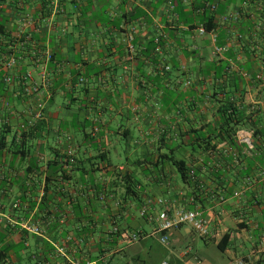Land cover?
Instances as JSON below:
<instances>
[{
    "label": "crops",
    "instance_id": "obj_1",
    "mask_svg": "<svg viewBox=\"0 0 264 264\" xmlns=\"http://www.w3.org/2000/svg\"><path fill=\"white\" fill-rule=\"evenodd\" d=\"M60 5L62 13L46 0H0L7 38H32L14 42L23 56L13 68L6 61L0 66L11 76L9 82L0 77V264H148L138 251L124 250L141 239L120 243L117 249L123 250L114 254L105 236L114 219L130 231L151 232L155 222L138 212L145 205L154 216L158 198L198 211L209 231L201 236L186 224L170 237L195 231L206 247L209 242L218 247L228 234L219 248L223 264L240 257L264 264V0H60ZM158 37L163 45L156 44ZM219 60L231 71L216 80L218 90L236 91L238 103L251 113L249 126L259 130L243 128L232 143L217 142L222 153L207 165L231 156L229 167L220 165L224 173L218 178L209 175L212 168L200 167L197 182L204 190H193L181 184L166 158H157L189 155L188 139L195 137L189 128L215 138L204 126L216 119L212 104L199 98L214 75H205V64ZM164 63L165 85L180 73L193 83L195 95L187 93L179 103L182 116L164 105L157 86L161 79L155 74ZM246 166L249 173L240 177ZM186 251L178 255L181 264H220Z\"/></svg>",
    "mask_w": 264,
    "mask_h": 264
},
{
    "label": "trees",
    "instance_id": "obj_2",
    "mask_svg": "<svg viewBox=\"0 0 264 264\" xmlns=\"http://www.w3.org/2000/svg\"><path fill=\"white\" fill-rule=\"evenodd\" d=\"M207 20L208 22L205 24V29L209 31L212 28V24L210 26V24L208 25V23L212 21V18H209ZM27 36L29 37L27 38ZM31 39L32 38L30 35H21L18 37H8L7 38V35L3 31V26L0 24V66H2L5 61L7 62L9 55H12L13 57H15L16 64H17L18 56L22 57L23 53L21 50L19 51L17 50V48L14 46V42L23 43ZM160 40L161 39L158 37V40L156 41L157 45L159 44L163 45V43H161ZM154 48H155V45L151 44V46L147 47L146 49L151 51ZM6 56H7V60L5 59ZM164 65L165 63L161 67L162 71L159 72V70H157V73L155 74L157 77L156 79H161L160 85H157V86L163 92L162 97L164 98L163 99L164 105L169 107V109H173L174 111L177 112V114L182 116L185 114V108L181 107L179 103L183 100V97H185L187 93H191L195 95V91H193L194 90L193 83L190 79L191 81L190 84L188 86H185L184 81L189 78L182 79L183 73H180L176 76V80H173V81L170 80L169 84L165 85L164 79L166 80L168 78L169 69L165 71ZM174 66L178 67L175 64ZM205 68L209 71V72H205L206 73L205 75H210V71H213L214 75L212 76L211 87L210 88L208 87L206 93L200 92L199 101H203V99L206 98L208 102L212 104L210 109H211L212 115L215 116L216 119L212 123L204 124V126H205L206 131H208L207 133L209 135L215 136V138L210 137V136L201 137V135L197 134L196 129L189 128L190 132L192 131L195 133L194 138L192 137L188 139L189 145L192 150L189 155L184 156L182 158H176V156L173 153L172 154L164 153L158 156L157 158L158 160L159 159L161 160L162 158V161L164 158H166L167 161L173 165L181 184L185 186H191L193 190H195L196 188L198 189L200 188L204 190V188H202L201 186H198V182H197L198 180L197 178L199 174H201L200 167L212 168L211 170H209V172L211 173L209 175H213L215 178H218L220 175L224 173V170L223 171L220 170V165L226 167L232 160L231 156H226V157L221 156V159H222L221 164L219 165L213 164L214 166L207 165V163L211 161L212 157H215V158H217L218 156L220 157L221 154L219 155L218 152L222 153L216 147L217 142L226 141V142L232 143L234 141V136H236L237 132L243 128L252 127L255 133L259 130L256 128L255 124H250L249 126V122H250L249 119L251 117V113L247 112V108L244 104L238 103V101L240 100L239 99L240 96H236L235 94L236 91L231 90V89L225 90L224 88L218 90V88L220 87L217 86L216 80L223 79V77L228 72L231 71L230 65L228 64V62L219 60V61H214L211 63H206ZM0 74H1L0 77L2 78L6 75H10V74H7L6 71L5 72L1 71ZM139 83L142 86L147 85L146 79L139 80ZM177 88L181 90H179L178 92L176 90ZM203 94H205V96ZM196 100H197V97L196 99H194L193 103H195ZM193 103H190L189 106L199 111V106H195V104ZM198 149H200V152L197 151ZM201 152H203L204 155L203 154L201 155ZM198 160L200 161L199 162L200 166H195L194 163L197 162ZM247 167L248 166H246L243 173L242 171L240 172L241 174L240 177H244L245 175L249 173V167L248 168ZM126 175L127 174H124L125 177ZM133 187H134L133 184H129L127 189L132 191L133 193V190H134ZM195 192L196 191H191V194L195 196L194 195ZM185 196H187V194ZM161 199L164 202L161 204L157 203L158 205H160V209H163L165 206L168 207L172 204L165 198H161ZM185 209L192 210L189 208H185ZM142 218H146V216H143ZM111 224H112L111 230L105 236V241L106 243L110 242L113 247L108 248L107 250L115 249L116 251L114 252V254H119V252H121V250H123L124 248V246H122L119 249H117L118 245L121 243L119 242L120 232L121 230H124L127 228H126V225L124 223H121L119 219H114ZM168 236L170 238L169 233H168ZM228 236H229L228 234H225L223 236L222 241H219L217 244L218 248L222 250L224 249V246L226 244L225 242L227 241ZM69 241L70 240H67L66 242H69ZM120 245H125V244L121 243ZM103 253L104 251L100 249V252H99L100 257L101 255H103Z\"/></svg>",
    "mask_w": 264,
    "mask_h": 264
},
{
    "label": "built area",
    "instance_id": "obj_3",
    "mask_svg": "<svg viewBox=\"0 0 264 264\" xmlns=\"http://www.w3.org/2000/svg\"><path fill=\"white\" fill-rule=\"evenodd\" d=\"M49 7H51L55 12L62 13L63 9L60 5V0H46ZM200 33H204L206 30L201 27ZM29 36H27L28 38ZM218 50V48H216ZM16 65V59L12 55L8 56V60L6 62V68H13ZM167 65L164 66V69H168ZM247 75V74H244ZM11 80L10 75H6L4 77V81L9 82ZM190 79H186L184 81V85L188 86L190 84ZM39 106H41L39 104ZM39 112V111H38ZM37 115L39 116V113ZM241 140L244 141L249 147L252 146L251 139L248 135L241 136ZM238 194V192H237ZM157 203H163L164 201L161 198H158ZM139 216H146L147 219L153 220L155 222V226L148 234H141L138 231H130L127 229L121 230L120 232V242L124 244H133L138 242L140 239L149 236V237H157V241L161 244H166L169 241L168 233L181 225H192L201 236H206L209 231L206 225V221L200 217V214L196 210H186L184 208H180L175 204H171L170 206H165L163 209H160L154 216L149 217L147 214L146 206L143 205L139 212ZM25 228L34 233L40 232L39 227L36 225H25ZM70 237L67 236L66 240H69ZM62 250V248H60ZM187 251L184 252L186 254ZM160 264H170L167 261H161ZM230 264H250V262L244 258H237L231 261Z\"/></svg>",
    "mask_w": 264,
    "mask_h": 264
},
{
    "label": "rangeland",
    "instance_id": "obj_4",
    "mask_svg": "<svg viewBox=\"0 0 264 264\" xmlns=\"http://www.w3.org/2000/svg\"><path fill=\"white\" fill-rule=\"evenodd\" d=\"M157 239V237L142 238L135 247L126 246L125 253L131 254L138 251L148 264H160L161 261L181 264L178 261V255L190 248L191 253L195 255H205L209 261L216 259L220 264L224 263L219 248L213 242H209L206 247L204 240L195 231L191 234H185L184 231L178 235L174 234L166 244H161Z\"/></svg>",
    "mask_w": 264,
    "mask_h": 264
}]
</instances>
